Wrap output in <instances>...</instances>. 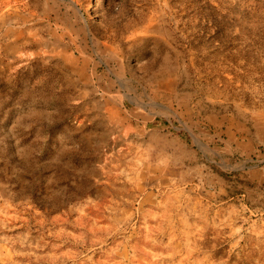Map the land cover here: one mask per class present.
<instances>
[{"label":"rangeland","instance_id":"rangeland-1","mask_svg":"<svg viewBox=\"0 0 264 264\" xmlns=\"http://www.w3.org/2000/svg\"><path fill=\"white\" fill-rule=\"evenodd\" d=\"M0 264H264V0H0Z\"/></svg>","mask_w":264,"mask_h":264}]
</instances>
